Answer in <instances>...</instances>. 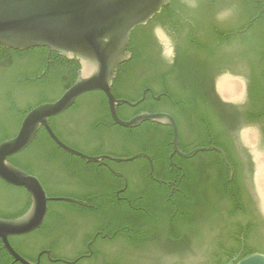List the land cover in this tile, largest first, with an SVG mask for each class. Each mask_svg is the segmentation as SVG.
Returning a JSON list of instances; mask_svg holds the SVG:
<instances>
[{
	"label": "trees",
	"instance_id": "16d2710c",
	"mask_svg": "<svg viewBox=\"0 0 264 264\" xmlns=\"http://www.w3.org/2000/svg\"><path fill=\"white\" fill-rule=\"evenodd\" d=\"M200 2L199 8L204 10L206 17L205 36L194 38V42L187 39L177 65L162 67L152 62L144 50L135 51L130 61L120 65L113 94L119 99L136 101L143 89L141 76L147 62V65L158 64L151 70L160 80H167L174 86L173 78L179 75L183 89L197 90L208 77L209 68L220 58L232 54L229 50V53L221 52V48L227 51V47L234 43V53L251 65L252 105L245 115L250 122L264 127V3L261 0ZM174 7L175 0H171L162 11L169 12ZM222 9L231 10L233 19L228 27L221 29L214 19ZM141 28L138 27L133 36ZM243 30L246 31L242 33ZM79 69L78 61L68 60L48 48L19 51L0 46V143L18 133L23 118L31 109L57 100L75 82ZM127 73L135 74H131V83L135 85L133 96L120 95L117 91ZM66 120L75 121L76 131L88 120V132L101 140L109 137L111 154L119 158L146 151L144 135L158 133V124L152 122H144L141 128L134 130L114 126L107 97L101 91L84 94L67 112L50 119L54 133L69 144L64 137ZM203 129L197 127L201 138L187 147L182 143L184 153L210 146ZM212 135L215 138L221 135V127L215 120ZM171 138L172 132L161 142V153L150 154L155 178L174 182L175 194H171L172 186L151 179L149 162L138 158L115 164L128 178V187L120 195L127 200L121 202L117 195L124 188L121 178L60 148L41 128L35 141L24 151L9 157V162L32 175L48 168L65 172L76 181L82 180L81 185L89 187L88 190L80 196H71L87 202V206L50 202L47 218L38 230L9 238L13 248L30 261H35L37 254L44 249H50L53 258L75 260L94 235L101 232L106 238L98 236L93 258L78 264H224L230 258V251L240 246L241 234H245V241L251 243L249 247L263 252L264 230H252L239 220V213L244 209L241 191L236 186L233 191L227 187L229 170L224 163L214 165V171L219 170L220 185L211 186L208 178L215 177L216 173L211 175L212 166L206 163L210 152H200L192 159L175 157L172 160L169 158ZM214 143L225 148L216 139ZM70 146L79 150L77 145ZM100 153L95 150L91 154ZM173 161L183 168L179 175L174 173ZM14 189L0 179V218L16 219L30 207V197L27 195L18 203L12 192ZM47 193L51 195L49 191ZM53 196L68 195L59 193ZM59 243L65 244L66 248L57 253ZM250 254L245 253L241 258ZM13 261L0 239V264H12ZM45 264L52 263L45 259Z\"/></svg>",
	"mask_w": 264,
	"mask_h": 264
},
{
	"label": "flooded vegetation",
	"instance_id": "af4514ba",
	"mask_svg": "<svg viewBox=\"0 0 264 264\" xmlns=\"http://www.w3.org/2000/svg\"><path fill=\"white\" fill-rule=\"evenodd\" d=\"M200 3V0H175V7L171 11L164 13L163 11H161V13L152 18L146 25L140 26L142 28L139 29L134 34V36L132 33L131 41L129 44L131 50L128 51L131 53V59L133 58L135 51L139 53L140 51L144 50L146 52V56H149L150 60L152 59V62L161 64L162 67L163 65H177L179 61V53L180 51H183L185 49L187 39L191 38V40L194 42V38L205 36L204 29L206 17L204 10H201L199 8ZM226 11L227 14L223 19H219L218 15H216L214 19L217 23V26L221 29L228 27L229 22H231V20L233 19V12L231 10ZM252 23L253 21L251 22V24ZM245 31L246 30H243L242 33ZM237 34L238 32L235 33V35ZM226 36L227 35L225 34L224 37ZM163 38L168 40L172 45L171 61H169L167 55H165V46L162 43ZM235 49L236 45L234 43L231 46L227 47V51L226 48H221V52L227 53L229 50L230 52H232V54L227 55L226 57L224 56V58H220L215 65L209 68L210 72L208 77L205 81H203V83H201L200 87L197 90L187 91L188 89H183V82L181 81L182 79H180L179 75H175V77L173 78L174 86H171V84L167 80H160L156 72L151 70L152 68H156L158 64L152 65L151 63L147 65V62L141 76V78L143 77V89L141 91L140 97L136 101L131 102L128 99H119L114 94L113 95L118 100H125L130 103L136 104L135 106L123 104L117 108V115L123 121H129L144 113L167 114L171 116L174 119L178 129V146L179 150L182 153H184L182 143L183 147H187L197 138H201V132L197 131V127H203L205 140H208L210 146H215L224 151L226 158L233 169V175H231L230 168L226 164V161L222 154L217 151H206L210 152L208 158L206 159V163L212 166L210 174L212 175L216 173L214 174L215 177L208 178L211 182L210 185H220L218 174L219 170L215 167V172L213 168L214 165L224 163V165L229 170L227 187L233 191L236 186L241 191V203L242 206H244V209L239 213V220L244 225L247 224L246 226L252 228V230H264V196L260 190V185L258 182L260 163L262 162V160L264 161V127L260 123L250 122L245 115L246 110L252 105V98L250 93L251 65L249 64V61H244V59H241L239 56H237L234 53ZM131 74L135 76V74L133 73H127L125 75L126 79H122L120 81L117 87V91L120 95L128 94L129 96H133V94L135 93V85L133 82L131 83V80L133 78ZM224 82L230 84L228 93L224 92V87L221 86L224 85ZM191 92L192 94H190ZM214 120L216 121V124L220 125L221 127V135L220 137L217 136V138L212 135ZM113 122L114 126L123 127L117 124L114 120ZM144 122L137 127L128 129L134 130L141 128ZM64 124L66 126L64 130V137L70 145H77L79 147L78 151L90 157L103 158L101 164L96 162H88L80 157L81 159H83L87 163L98 164L99 168H102V170L104 169V171L109 172L113 176L121 178L124 181V188L120 189L117 192V195L119 196V201L122 202L127 200V198H122L120 195L123 194L128 187V178L126 174L122 170H120L118 166L115 165L127 162H116L108 158H119L111 154L112 152L110 151V146L112 144V141L110 140V138L107 137L101 140L100 137H95L94 134L89 133V127H87L89 126L88 120L86 121V123L82 124V126L84 127H80L81 130L78 129V131L75 130V121L66 120ZM156 124H158L157 134L153 135L152 133H146L144 135V139L146 141V151H142L134 155L136 156L144 154L150 158L149 160L146 157H138L145 158L149 162L150 173L153 168V175L155 166L150 153H152L153 155L160 154L161 142L163 141V139H165L166 136H169V133L171 132L172 138L170 144L172 146V140L174 136V130L171 125L162 123ZM246 132H254L256 134L255 146H249L247 144L246 140H253V138H249ZM215 139L219 141V143H223L225 148H223L219 144L214 143ZM153 142H155V144H153ZM63 143L72 148L69 144L65 142ZM95 150H100L101 153L91 154L94 153ZM148 150L151 151L148 153ZM195 156L191 158H184L178 153H174L172 146V151L170 152L169 158L172 160L175 159V157L192 159ZM172 165L174 167V173H176L177 175H179L180 172L183 171V168L179 163L173 161ZM33 176H36L40 180L43 187L45 182L46 188L44 187V189L46 190V193L47 191L51 193V195L47 193L50 198L71 199L75 201L69 202L66 200H52L50 202H69L78 204H80L79 202H82L83 204L80 205L87 206V202L76 200L71 196H80L88 190L89 187H86V185H81L82 180L76 181L73 176H70L65 172H54L53 169L48 168H46V171H44L43 173H36L33 174ZM150 178L157 182L162 181V183L158 182L159 184L172 186V195H174L175 191H177L174 182H165L163 180H159L155 178V175L154 177H151L150 175ZM13 187L16 188L12 192L15 193L18 203L27 195L31 200V196L25 188L17 186ZM59 193H64L68 196H53L54 194ZM0 208H2V206ZM31 234H33V232ZM244 235L245 234H241L240 246L233 248L230 251V258L224 264H230L232 261L236 263L245 253L264 254V249L263 252H260L249 247L251 243L250 241H245ZM98 236L106 238V235H102L101 232H97L94 235L93 239L87 243L86 249H84L75 258V260L53 258L52 251L50 249H44L37 254L35 261L31 262L37 264H45V259H47L52 264L60 262L63 264H78L82 260H89L93 258L95 254L94 246L98 239ZM251 242H254V239H252ZM262 242L264 245V238L262 239ZM59 245L55 250V252L57 253L62 252V250L66 248L65 244L63 243H59ZM47 252L50 253V257Z\"/></svg>",
	"mask_w": 264,
	"mask_h": 264
},
{
	"label": "water",
	"instance_id": "95a60500",
	"mask_svg": "<svg viewBox=\"0 0 264 264\" xmlns=\"http://www.w3.org/2000/svg\"><path fill=\"white\" fill-rule=\"evenodd\" d=\"M261 1L264 3V0ZM170 3L171 0H0V46L19 51L48 48L69 60L78 61L80 66L75 82L57 100L31 109L23 118L18 133L0 143V179L7 184L25 188L31 196V204L25 214L16 219L0 218V239L13 257V263L37 264L22 257L13 248L9 238L27 235L39 229L46 220L50 201H75L50 198L36 176L14 166L8 158L27 149L35 141L41 128H44L60 148L88 162L101 164L102 157H90L70 148L50 126L52 117L65 113L86 93L103 92L113 120L123 127H137L144 121L171 125L174 130V153L191 158L199 152L217 151L222 154L233 175L232 166L224 151L215 146L199 147L187 154L182 153L178 146V129L171 116L144 113L123 121L117 115L120 105H136L118 100L112 93L120 65L131 59L128 46L132 33L138 27L146 25ZM226 10L228 9L218 12L219 19L224 18ZM162 40L165 55L171 61L172 45L165 38ZM223 84V91L228 93L230 84ZM246 134L253 138L246 140L247 144L255 146L256 134ZM138 157L150 160L144 154L128 158H108L116 162H129ZM150 175L154 177L153 168ZM258 182L264 196L263 160L260 163ZM47 254L50 257V253ZM230 264H264V254L253 253Z\"/></svg>",
	"mask_w": 264,
	"mask_h": 264
}]
</instances>
